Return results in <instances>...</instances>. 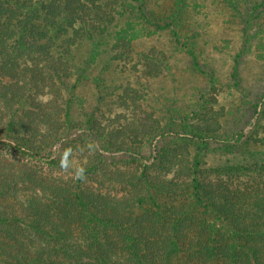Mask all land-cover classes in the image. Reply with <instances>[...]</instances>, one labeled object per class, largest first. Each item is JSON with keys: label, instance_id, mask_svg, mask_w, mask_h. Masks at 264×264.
I'll use <instances>...</instances> for the list:
<instances>
[{"label": "trees", "instance_id": "trees-1", "mask_svg": "<svg viewBox=\"0 0 264 264\" xmlns=\"http://www.w3.org/2000/svg\"><path fill=\"white\" fill-rule=\"evenodd\" d=\"M170 1L164 21H144L167 31L197 67L177 30L189 0ZM244 1L230 6L239 10ZM91 9L81 0H0V146L55 167L68 165L75 144L91 151L67 180L0 157V264H264V193L200 180L264 174V158L250 145L256 140L241 130L218 139L198 125L145 117L133 130L117 131L126 125L116 121L109 128L96 113L115 103L99 79L94 107L76 114L74 95L100 55ZM83 41L91 46L81 59L75 52ZM210 148L241 160L204 169ZM114 153L129 169L109 167Z\"/></svg>", "mask_w": 264, "mask_h": 264}, {"label": "rangeland", "instance_id": "rangeland-1", "mask_svg": "<svg viewBox=\"0 0 264 264\" xmlns=\"http://www.w3.org/2000/svg\"><path fill=\"white\" fill-rule=\"evenodd\" d=\"M84 1L92 8L93 17L87 19H94L99 25L96 31L101 48L90 70V80L80 85L73 98L79 118L82 108L89 111L94 107L99 93L93 87L98 81L95 79H99L105 87L102 89L105 100L115 103L106 104L96 113L109 128L116 121L115 126L126 125L117 131L133 130L138 118L145 117L147 124H164L168 120L176 122L178 127L184 123L198 125L215 132L218 139L221 136L235 139L241 130L257 141L250 144L252 150L262 155L256 158H264V145L259 142L264 139V118L260 115L264 106V3L259 6L261 0H249L254 11L245 10L248 0L238 5L239 10L230 6L237 0L188 1L177 30L181 41L195 52L197 67L167 31H154L144 21V17L153 23L164 21L171 7L170 0H81ZM140 4L141 12L137 10ZM102 11L113 16L103 18ZM131 36L137 37L132 45L129 44ZM90 46L89 41H83L75 52L76 57L84 59ZM212 149L203 160L204 169L241 160L236 154L220 156ZM90 154L83 144H75L68 165L55 167L41 160L19 158L15 152L0 146V157L19 160L42 175L64 180L72 178L80 162ZM117 155H107L109 167L129 169L126 163L117 162ZM160 175L167 179L173 177ZM206 175L200 177L202 182L234 191L264 193V174L260 172L226 177Z\"/></svg>", "mask_w": 264, "mask_h": 264}]
</instances>
